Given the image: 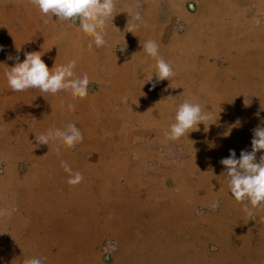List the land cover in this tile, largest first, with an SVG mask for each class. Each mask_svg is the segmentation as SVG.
<instances>
[{"label": "crops", "instance_id": "obj_1", "mask_svg": "<svg viewBox=\"0 0 264 264\" xmlns=\"http://www.w3.org/2000/svg\"><path fill=\"white\" fill-rule=\"evenodd\" d=\"M115 10L107 45L89 50L78 20L44 15L30 0H0V264H264V210L242 211L220 163L230 150L237 159L250 152L253 130L264 127V0H118ZM133 23L140 26L130 33ZM149 39L175 72L158 83L153 74L155 88L143 84L155 65L142 49ZM121 45L129 59L116 52ZM76 47L91 59L74 69L89 76L87 97L8 87L14 61L4 54L22 62L24 52H41L51 70ZM194 67L227 71L195 76ZM185 100L212 119L166 140ZM69 122L82 143L35 146V136ZM61 160L82 173L80 184H67ZM104 243L112 246L102 261Z\"/></svg>", "mask_w": 264, "mask_h": 264}, {"label": "clouds", "instance_id": "obj_2", "mask_svg": "<svg viewBox=\"0 0 264 264\" xmlns=\"http://www.w3.org/2000/svg\"><path fill=\"white\" fill-rule=\"evenodd\" d=\"M33 7L42 14L51 13L60 21H79V31L90 36L88 49L102 48L107 45L106 21L113 16L117 0H30ZM192 6V5H191ZM134 20L140 21L137 14ZM75 24V23H73ZM139 24H131L127 27L130 33L137 29ZM147 27V25H144ZM118 30V29H117ZM119 31V30H118ZM160 45L152 40H146L143 51L155 60L154 71L147 75L144 83H152L155 74L156 83L170 80L175 75L171 64L159 55ZM0 50H3L0 47ZM20 48L17 49L19 52ZM41 52H24V59L19 62V55L8 56V60L14 61V66L6 67L5 78L8 87L13 92H24L29 89H39L40 92L55 96L61 91L68 92L73 98L83 99L88 95L89 76L84 73L76 76L74 69L76 61L71 60L67 64L55 66L51 70L41 59ZM156 83H152L155 88ZM167 99L172 100L169 96ZM61 110L65 104L61 102ZM67 111H75V104L68 103ZM212 119L210 111L198 102L185 100L175 108L172 123L164 131V137L169 141H177L189 132L197 131L198 125ZM36 147L49 145L50 142L58 143L66 148H73L83 142V134L74 122L67 123L62 129L51 128L46 133L35 136ZM59 153V149H57ZM258 152H264V127L253 130L251 151L242 150L239 159L234 150H230L229 156L223 158L220 163L226 169L225 175L227 188L235 201L243 205L242 211L247 215L253 214V209L264 210V155L259 157ZM60 166L68 174L67 184L76 186L83 181V175L79 171L73 172L67 161L61 160ZM249 205L251 207H249ZM45 257H31L23 260V264H45Z\"/></svg>", "mask_w": 264, "mask_h": 264}, {"label": "rangeland", "instance_id": "obj_3", "mask_svg": "<svg viewBox=\"0 0 264 264\" xmlns=\"http://www.w3.org/2000/svg\"><path fill=\"white\" fill-rule=\"evenodd\" d=\"M117 2H118V0H117ZM131 6L133 7L135 5H131ZM135 7H136V11H137L138 10L137 8L139 7V5L136 4ZM120 8H123V5L118 7L115 10V13L119 14ZM163 8H165V5H163ZM123 11H125V9L121 10V13H123ZM136 13H138V11ZM113 16H114V14H113ZM167 16H168V14L163 13L161 16H158V19L162 21V19H166ZM110 18H112V17H110ZM170 27H171V31H173V33H175V34L178 33L179 34V33H181V30H182V23L179 20H171L170 21ZM83 36H85V34ZM74 44H78V46H80L78 40L77 41L76 40L72 41V44L70 45V47L73 48V49H75ZM76 48H78V47H76ZM80 48H82V47H80ZM116 52H119L123 56L124 59H129L130 58L129 51L127 50V48L122 47V45L119 46V47H116ZM67 55H68V60L69 61L75 60L78 63L81 62L80 60L86 61V62H91L90 58H88L86 56H83L81 54V52L79 51V48H78V50H74V51H70V52L68 51ZM3 56H2V59H7V57L10 56V55L4 54ZM225 63L226 62L224 61V59H220V61L218 62V66L224 67ZM88 64H90V63H88ZM207 70H210L209 74H216V75H221L222 74L223 75L224 72L227 71V68L221 70V69H211V68L206 69L204 67H194V75L195 76L206 75L207 74ZM113 88H114L115 91H119L120 90V85L119 84H113ZM1 170H2V166L0 165V171ZM111 246H112V244L104 243V245L102 247V253H101L102 254V261L103 260L105 261L104 258L106 257L107 251L110 250L109 247H111ZM88 262H89L88 264H93V263L94 264H98V263H95L93 261H88Z\"/></svg>", "mask_w": 264, "mask_h": 264}]
</instances>
